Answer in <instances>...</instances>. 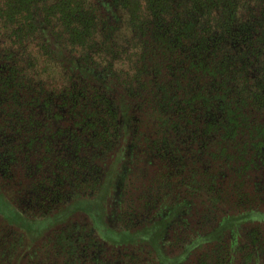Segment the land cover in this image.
I'll return each instance as SVG.
<instances>
[{
	"label": "trees",
	"instance_id": "1",
	"mask_svg": "<svg viewBox=\"0 0 264 264\" xmlns=\"http://www.w3.org/2000/svg\"><path fill=\"white\" fill-rule=\"evenodd\" d=\"M0 100L10 122L58 109L76 199L100 162L131 158L116 143L127 109L138 226L166 214L178 233L83 264H264V0H0ZM235 222L234 248L214 232Z\"/></svg>",
	"mask_w": 264,
	"mask_h": 264
},
{
	"label": "rangeland",
	"instance_id": "2",
	"mask_svg": "<svg viewBox=\"0 0 264 264\" xmlns=\"http://www.w3.org/2000/svg\"><path fill=\"white\" fill-rule=\"evenodd\" d=\"M52 111L48 115L45 108L33 106L10 122L0 106V264H83L84 252L108 255L114 249L112 256L123 257L127 252L119 247L150 236L153 227L167 230L171 237L178 233L175 218L166 214L138 226L133 177L143 161L128 137L126 108L120 113L116 143L133 146L131 158L127 163L126 154L118 151V156L100 162L105 168L100 187L81 199L75 198L77 193L63 194V117L57 108ZM245 226L235 222L214 234L235 248ZM63 227L74 238L64 239ZM110 258H105L107 264Z\"/></svg>",
	"mask_w": 264,
	"mask_h": 264
},
{
	"label": "crops",
	"instance_id": "3",
	"mask_svg": "<svg viewBox=\"0 0 264 264\" xmlns=\"http://www.w3.org/2000/svg\"><path fill=\"white\" fill-rule=\"evenodd\" d=\"M167 236V232H165V234L163 235V234H161V233H158V234H153V236H152V238H151V240H158V239H160V238H165Z\"/></svg>",
	"mask_w": 264,
	"mask_h": 264
}]
</instances>
